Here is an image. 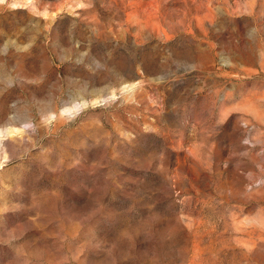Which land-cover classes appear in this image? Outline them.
I'll list each match as a JSON object with an SVG mask.
<instances>
[{"label":"rangeland","instance_id":"1","mask_svg":"<svg viewBox=\"0 0 264 264\" xmlns=\"http://www.w3.org/2000/svg\"><path fill=\"white\" fill-rule=\"evenodd\" d=\"M0 264H264V0H0Z\"/></svg>","mask_w":264,"mask_h":264}]
</instances>
